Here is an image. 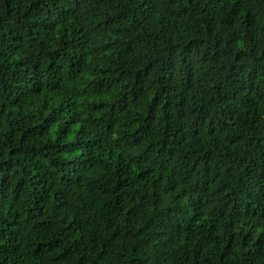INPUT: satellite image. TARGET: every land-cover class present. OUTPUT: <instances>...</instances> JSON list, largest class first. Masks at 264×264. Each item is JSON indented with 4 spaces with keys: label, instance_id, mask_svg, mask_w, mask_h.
<instances>
[{
    "label": "trees",
    "instance_id": "trees-1",
    "mask_svg": "<svg viewBox=\"0 0 264 264\" xmlns=\"http://www.w3.org/2000/svg\"><path fill=\"white\" fill-rule=\"evenodd\" d=\"M0 264H264V0H0Z\"/></svg>",
    "mask_w": 264,
    "mask_h": 264
}]
</instances>
